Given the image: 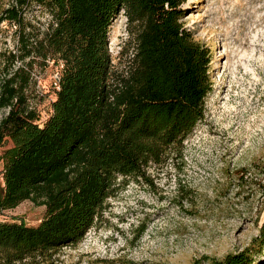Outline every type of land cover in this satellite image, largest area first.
<instances>
[{"label": "trees", "instance_id": "trees-1", "mask_svg": "<svg viewBox=\"0 0 264 264\" xmlns=\"http://www.w3.org/2000/svg\"><path fill=\"white\" fill-rule=\"evenodd\" d=\"M185 1L14 0L0 9L18 44L0 50V146L12 142L0 156V215L25 201L44 208L36 226L0 222V264H52L83 239L121 183L179 151L203 119L210 53L183 28ZM28 5L48 15L42 32L24 21ZM120 13L130 58L115 71L108 30ZM46 61L62 68L39 127L26 91L33 64ZM263 250L264 220L241 252L192 264H254Z\"/></svg>", "mask_w": 264, "mask_h": 264}, {"label": "rangeland", "instance_id": "rangeland-1", "mask_svg": "<svg viewBox=\"0 0 264 264\" xmlns=\"http://www.w3.org/2000/svg\"><path fill=\"white\" fill-rule=\"evenodd\" d=\"M12 2L0 0V9ZM182 9L183 28L210 53L203 119L179 151L151 164L144 178L121 183L83 239L53 255L52 264H192L241 252L258 235L264 220V0H186ZM22 16L34 33L47 27L49 17L38 7H24ZM16 29L0 22L2 53L16 50ZM127 40L120 13L108 30L115 71L130 58ZM59 69L52 61L33 64L27 102L44 121ZM4 113L0 109V119ZM11 147L4 138L0 156ZM43 216V207L25 201L4 211L0 222L36 226ZM253 259L264 264V250Z\"/></svg>", "mask_w": 264, "mask_h": 264}, {"label": "built area", "instance_id": "built-area-1", "mask_svg": "<svg viewBox=\"0 0 264 264\" xmlns=\"http://www.w3.org/2000/svg\"><path fill=\"white\" fill-rule=\"evenodd\" d=\"M62 68V65H60V69ZM60 69L55 73V78H54V87L55 90L59 89V80H60ZM44 122V120L42 118H39L35 121V124L39 127L42 126V123Z\"/></svg>", "mask_w": 264, "mask_h": 264}]
</instances>
